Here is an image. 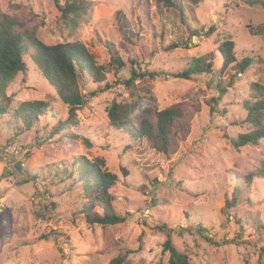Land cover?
Wrapping results in <instances>:
<instances>
[{"label": "rangeland", "instance_id": "rangeland-1", "mask_svg": "<svg viewBox=\"0 0 264 264\" xmlns=\"http://www.w3.org/2000/svg\"><path fill=\"white\" fill-rule=\"evenodd\" d=\"M85 1L91 7L74 25L64 24L54 0H0L1 13L17 16L45 44L82 43L111 85L99 92L104 82L78 74L81 93L96 92L77 111V127L64 131L79 139L47 140L55 122L67 117V107L28 58L27 71L9 83L11 110L34 100L46 102L48 110L28 131L13 116L0 117V264H110L119 255L125 264H167L166 232L155 228L162 224L191 264H264V138L239 149L231 144L250 130L244 122V104L256 98L250 85L264 86V0H201L196 7L174 0L186 24L177 9L152 19L155 9L148 13L136 0ZM210 26L215 31L206 35ZM227 38L234 42L236 62L251 58L241 74L235 75V66L221 69L217 46ZM172 43L181 44L168 50ZM112 55L124 63L117 72ZM206 55L210 74L172 77ZM131 69L157 75L127 89L119 81ZM217 84L226 90L211 113L207 101L217 97ZM115 101L129 102L132 118L145 107L180 106L183 117L172 126L167 155L109 124ZM80 155L102 158L116 175L112 207L124 223L85 222V196L76 177L67 179L63 172Z\"/></svg>", "mask_w": 264, "mask_h": 264}, {"label": "trees", "instance_id": "trees-1", "mask_svg": "<svg viewBox=\"0 0 264 264\" xmlns=\"http://www.w3.org/2000/svg\"><path fill=\"white\" fill-rule=\"evenodd\" d=\"M189 1H191L193 7L201 3V0ZM54 4L64 24L72 23L74 25H76V19L85 14L91 7V3L85 0H65L62 4L58 0H54ZM136 4L139 8L145 7L148 13L154 8L152 19H156L157 16L164 19L166 13L177 9L181 24H186L184 14L181 8H177L178 3L174 0H136ZM148 13L146 14L148 15ZM214 31V26H210L205 34L211 35ZM197 34L199 33L193 32L192 36ZM180 44L172 43L167 49L178 48ZM182 44L184 47L187 46V44ZM217 50L221 54L222 70L235 66V75H238L243 73L251 64L250 57H245L236 62L234 42L231 38L221 41L217 46ZM25 58L32 61L47 83L53 87L59 100L67 107V117L63 120H57L45 139H52L56 136H59V138L69 136L71 139L78 140L77 135L72 132L64 133V131H70V129H74L73 127H77V111L85 104L88 96H96L95 91L88 94L81 93L78 74L86 73L93 83L100 84L104 82L103 86L98 88L99 92H103L111 88V85L105 81L104 68L96 64L93 55L79 41L58 42L47 45L35 33L29 32L17 16L0 12V117L6 114L13 116L14 120L20 123V128L27 131L38 123L40 117L48 110V106L42 100H34L23 101L15 109H10L6 90L18 73L27 71ZM110 63L115 68V72L124 67V63L119 56L112 55ZM211 72V58L210 55H206L193 59L186 69L173 74L172 77L191 79L195 75H207ZM156 75L151 71L136 72L135 69H131L129 78L121 80L119 83L130 89L136 80L146 77L153 80ZM250 87L256 95L254 102L244 104L246 114L244 122L249 125L250 130L239 134L231 141L235 149L256 145L259 140L264 138V86L259 83H252ZM225 90L224 86L216 85L217 97H212L207 101L211 113L215 112V105L223 97ZM148 93L149 91L146 92V94ZM149 99H151V96H149ZM126 101H115L110 105L107 112L109 124L117 129L124 130L128 135L135 138L138 143L143 140L148 141L155 152L167 155L172 126L183 117L180 106L173 104L158 111L145 107L139 111L140 116L135 115L132 118V105ZM150 118H153V121ZM80 139L86 147L91 146L88 139ZM63 172L66 174L67 179L75 176L79 183V188L86 199L81 207L80 214L84 216L88 225L106 227L125 222V216L117 214L112 207L113 197L110 190L115 185L117 177L108 171L102 158L88 159L84 155L74 156ZM258 172L257 170L250 173L247 176V181L250 182ZM228 205L230 203H227ZM97 208L101 212L96 211ZM155 228L166 232L167 237L162 244V249L163 252L168 253L167 264H191L188 256L173 246L170 238L171 229L167 228L165 224ZM199 231L205 232L201 227ZM208 241L211 242V240ZM261 251L264 253V247ZM125 259L124 255H119L112 259L110 264H125Z\"/></svg>", "mask_w": 264, "mask_h": 264}]
</instances>
